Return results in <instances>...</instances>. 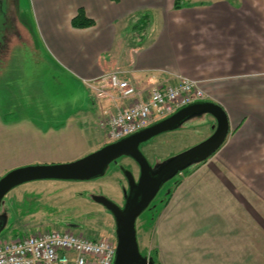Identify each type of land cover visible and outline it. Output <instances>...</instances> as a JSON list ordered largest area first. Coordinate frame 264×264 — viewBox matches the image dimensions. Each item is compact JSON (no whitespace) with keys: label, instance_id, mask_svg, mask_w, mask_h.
<instances>
[{"label":"crops","instance_id":"crops-1","mask_svg":"<svg viewBox=\"0 0 264 264\" xmlns=\"http://www.w3.org/2000/svg\"><path fill=\"white\" fill-rule=\"evenodd\" d=\"M175 2L31 0L32 19L13 13L0 27V75L20 39H34L63 81L90 93L48 131L85 135L93 133L88 124L98 106L104 112L121 103L98 99L89 88L104 73L120 71L144 95L180 77L199 81L206 100L226 110L230 131L176 184L143 254L158 264H264V0ZM80 9L94 25H72ZM208 115L213 133L216 119Z\"/></svg>","mask_w":264,"mask_h":264},{"label":"rangeland","instance_id":"rangeland-1","mask_svg":"<svg viewBox=\"0 0 264 264\" xmlns=\"http://www.w3.org/2000/svg\"><path fill=\"white\" fill-rule=\"evenodd\" d=\"M13 13L19 14L21 21L27 20L28 15L32 19L31 0H1L0 27ZM20 40L22 46L15 48L10 62L1 71L3 75H0V179L19 166L76 160L108 141L99 119L105 114L99 106L95 120L88 124L93 133L85 135L70 128L54 133L48 131L52 120L63 121L69 117V112L78 110L80 103L85 105L90 93L77 82L68 84L63 81L45 48L33 45L34 39L24 36ZM105 104V101L101 102L102 106ZM208 118V113L193 116L179 127L152 137L143 146L144 154L151 164H160L196 146L212 134ZM87 138H93V143L86 142ZM118 160L107 167L104 175L89 180L40 179L14 187L0 206V215L7 218L0 239L68 227L87 237H116L112 213L92 196H106L122 205L127 181L119 168L128 169L136 176L139 168L128 156ZM199 164L190 165L183 169L184 173L166 181L137 218L142 253H145L144 248L152 246L149 235L162 204L185 172Z\"/></svg>","mask_w":264,"mask_h":264},{"label":"water","instance_id":"water-1","mask_svg":"<svg viewBox=\"0 0 264 264\" xmlns=\"http://www.w3.org/2000/svg\"><path fill=\"white\" fill-rule=\"evenodd\" d=\"M203 113L211 114L216 119L214 132L196 146L157 164L158 168L154 169L140 145ZM229 131V118L221 104L213 101H196L76 160L28 164L10 170L0 179V206L7 193L22 183L40 179L89 180L104 175L107 167L120 157H132L140 166V174L136 179L132 171L122 167L129 185L124 205L121 206L106 196L95 194L92 198L108 209L114 217L117 240L114 264H156L152 257L144 255L140 250L137 218L150 205L166 181L190 165L206 161L224 144ZM6 222V215H0V233Z\"/></svg>","mask_w":264,"mask_h":264},{"label":"built area","instance_id":"built-area-1","mask_svg":"<svg viewBox=\"0 0 264 264\" xmlns=\"http://www.w3.org/2000/svg\"><path fill=\"white\" fill-rule=\"evenodd\" d=\"M89 88L98 99L121 100L105 109L101 118L108 141L119 140L206 98L199 81L188 77L156 86L144 95L118 70L98 76ZM115 251L113 237L90 238L71 229H46L0 239V264H113Z\"/></svg>","mask_w":264,"mask_h":264},{"label":"trees","instance_id":"trees-1","mask_svg":"<svg viewBox=\"0 0 264 264\" xmlns=\"http://www.w3.org/2000/svg\"><path fill=\"white\" fill-rule=\"evenodd\" d=\"M118 1V0H116ZM186 4H190V2H186ZM181 5H180V0H176L175 2V7L176 8H179ZM95 24V21L94 19L92 18H89L86 16L85 12L83 11V9H80L78 11V14L72 19V25L74 27H89V26H92ZM192 171H186L185 172V176L186 175H189ZM93 238H97L99 236L95 235V236H92Z\"/></svg>","mask_w":264,"mask_h":264},{"label":"flooded vegetation","instance_id":"flooded-vegetation-1","mask_svg":"<svg viewBox=\"0 0 264 264\" xmlns=\"http://www.w3.org/2000/svg\"><path fill=\"white\" fill-rule=\"evenodd\" d=\"M93 131H95V129H94V127H93ZM146 143L144 142V143H142L141 145H140V148H141V150L143 151V153H144V150H143V146L145 145ZM129 157V156H128ZM130 158H132V157H130ZM133 159V158H132ZM134 160V159H133ZM119 160H117L116 162H118ZM135 161V160H134ZM136 162V161H135ZM136 164L138 165V163L136 162ZM156 165L157 164H152V166L154 167V169H157L158 168V166L156 167ZM138 168H139V171H138V175L136 176L135 175V177H136V179L139 177V174H140V166L138 165ZM120 170L122 169V167H120L119 168ZM194 170V169H193ZM192 171V170H191ZM122 172V174H123V171H121ZM178 173H184L183 172V170L182 171H180V172H178ZM124 175V174H123ZM125 177V176H124ZM125 179H126V177H125ZM181 180V179H180ZM179 180V181H180ZM126 181H127V179H126ZM128 190H129V185H128V181H127V188H125V190L123 191V203H122V205L121 206H123L124 205V203H125V195H126V192H128ZM150 257V256H149ZM153 259H154V261L156 262V264H158L157 263V261H156V259H155V257H153V256H151Z\"/></svg>","mask_w":264,"mask_h":264}]
</instances>
